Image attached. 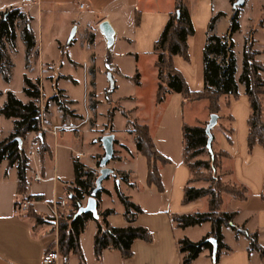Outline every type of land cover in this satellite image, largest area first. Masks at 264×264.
Instances as JSON below:
<instances>
[{"label":"crops","instance_id":"1","mask_svg":"<svg viewBox=\"0 0 264 264\" xmlns=\"http://www.w3.org/2000/svg\"><path fill=\"white\" fill-rule=\"evenodd\" d=\"M0 0V13L17 7L26 15L35 37V45L27 54L19 22L15 46L5 44V64L10 81L12 75L38 80L43 104L41 125L45 131L48 150L40 154L34 133L23 138L35 150L27 170V193L40 195L31 198V206L43 219L40 221L17 210L19 196L17 169L6 159L0 161V264H41L42 254L57 239V223L51 211L65 193L64 185L73 179V153L81 151L78 160L99 169L103 154L101 135L112 132L113 156L108 164L114 171H125L135 184L119 181L120 190L139 204L142 211L134 220L144 225L152 235L150 241L136 238L131 244L133 254L123 257L118 250L105 248L97 258L93 249L96 222L89 220L79 240L84 263L70 253L60 257L58 264H183L178 238L197 240L209 233L210 222L178 226L173 215L205 211L206 197L183 201V188L191 170L183 160L182 124H204L210 111L208 100H187L180 92H171L155 102L157 67L154 44L161 35L175 0ZM193 23L194 31L187 36L189 59L173 56V63L183 74L191 90L203 88V54L207 29L213 16L212 31L224 34L231 16L238 9L239 28L233 32L236 56L235 76L242 68V50L247 35H252L256 57L264 63V0H183ZM106 23L103 29L102 24ZM138 72V82L133 75ZM2 76V74H1ZM264 80V70L261 71ZM3 77V76H2ZM109 79L112 90L111 110L107 96L101 95L104 80ZM81 83V104L73 93ZM10 90V88H2ZM47 89L52 92L47 93ZM73 113L63 112L55 98L58 93ZM110 92V91H108ZM26 100L29 96L23 92ZM89 98L92 103H89ZM264 120V93L261 94ZM2 105V104H1ZM0 105V106H1ZM250 105L244 84L238 81V94L222 95L216 124L211 128L213 147L223 149L222 168L230 170L227 179L247 188L246 197L238 199L223 193L221 210L235 212L233 223L256 231L258 243L264 248V148L255 143L247 145ZM120 121L116 124V117ZM128 117L148 126L159 152L167 158L158 162L161 188L147 180V158L137 150ZM78 124L52 132L53 124ZM13 118L0 113V139L9 135ZM224 128H231L228 139ZM91 152L88 154V150ZM35 173L42 180L33 179ZM102 185L108 192L100 193L97 209H114L108 215L112 225L127 223L123 204L114 185ZM85 203V202H84ZM68 209V206L66 210ZM227 249L215 263L208 249L202 250L190 264H264V254L251 248L249 238L236 233L229 224L221 227ZM56 247V245H54Z\"/></svg>","mask_w":264,"mask_h":264},{"label":"trees","instance_id":"2","mask_svg":"<svg viewBox=\"0 0 264 264\" xmlns=\"http://www.w3.org/2000/svg\"><path fill=\"white\" fill-rule=\"evenodd\" d=\"M214 20L215 16L209 22L206 41L202 50L203 88L191 90L181 71L174 65L173 56L180 55L186 60L189 59L187 36L193 33L194 27L183 0H175L174 9L169 14L161 35L154 44L158 80L155 102H162L168 93L180 92L187 100L206 98L210 113H218L221 96H236L239 81L244 84L250 105L247 119L248 148L250 149L255 143H260L264 148V120L261 102V94L264 93V80L261 71L264 70V63L256 57L258 51L253 47L254 39L249 32L243 44L242 68L237 80L232 34L239 28L238 9L232 14L230 25L222 35L212 31ZM22 21V37L26 44L27 54H29L35 45V37L26 15L17 7L5 9L0 13V72L6 80L9 75L5 66L7 62L5 44L8 42L11 46H15V27ZM133 78L137 82L139 81L138 72L133 75ZM23 81V91L30 99L22 101L11 90H7L5 100L0 106L1 114L13 118L12 131L8 136L0 139V161L6 159L9 165L14 164L16 166L17 191L19 194L15 200L16 207H19L25 199L40 198V195L27 193V170L30 168L31 160L30 157L25 155L21 147V141L28 132H33L38 152L42 154L49 148L45 140V131L41 125V114L38 105L41 96L39 82L38 80L33 81L27 76H24ZM60 91L59 89L56 95L49 98H55L63 112L72 114L73 111L67 106L66 100L60 98ZM2 93L3 91L0 89V95ZM127 121L134 133L137 150L147 158L148 182L155 183L161 188L157 164L158 162H166L167 158L155 147L147 125L141 124L130 117ZM205 124H188L185 122L182 124L183 160L191 170V177L183 188V201L188 202L206 197L208 209L191 213H176L172 217L175 223L181 227L201 224L206 221L210 222L209 233L201 238L197 240L190 239L187 236L178 238V248L183 254V264H190L204 249L210 251L216 263L223 250L228 248L223 241L221 231L223 224H229L236 233L245 234L249 238L250 247L258 249L264 254V248L258 243L256 231L251 232L244 226L233 223L235 212L221 210L224 192L235 198L243 199L246 197L247 188L230 179H222V175L231 173L230 170L222 168V158L228 156V153L223 149L213 147V137L208 142ZM230 130L231 128H224L229 140H231ZM204 153L207 157H200ZM73 169V179L64 185L68 197V209L65 214L59 217L56 243L53 242L48 249L56 245L60 255L64 258H67L70 253H75L78 255L79 261L84 263L79 237L89 220L96 222L93 249L97 258L101 257L105 248L118 250L121 256L129 257L133 254L131 244L134 239L141 238L146 241L152 239L151 232L147 227L134 223L137 214L142 211L141 207L120 190L119 181L131 185L135 184L130 180L127 172L114 171L112 173L115 179L114 188L123 204V215L127 220L124 225H112L108 220V215L114 211L111 207L103 210L97 209V216H94L91 211H78L91 193L98 169L78 159H73ZM198 180H205L207 184L197 185L195 182ZM101 191L108 192L106 188L101 187L96 193L97 201ZM26 214L38 221L43 219L40 214L33 210L31 205L26 208Z\"/></svg>","mask_w":264,"mask_h":264},{"label":"water","instance_id":"3","mask_svg":"<svg viewBox=\"0 0 264 264\" xmlns=\"http://www.w3.org/2000/svg\"><path fill=\"white\" fill-rule=\"evenodd\" d=\"M106 23L102 24V28L109 31V29L105 28ZM218 115L217 113H210L209 119L205 124V130L208 133V142L211 141L213 135L211 132V128L216 124ZM113 139L114 134L112 132L105 133L101 135L100 140L103 146V154L99 159V169L98 174L94 180V186L91 190L90 195L87 197L85 203L79 207L78 211H91L94 216H97V199L96 193L102 187V181L107 178L114 170L108 165L109 160L113 156Z\"/></svg>","mask_w":264,"mask_h":264},{"label":"built area","instance_id":"4","mask_svg":"<svg viewBox=\"0 0 264 264\" xmlns=\"http://www.w3.org/2000/svg\"><path fill=\"white\" fill-rule=\"evenodd\" d=\"M78 1V6L80 8L84 7V1L83 0H77ZM39 109H40V114L42 115L43 111V104L40 101H38ZM78 124H66V123H59V124H53L49 128L52 132H55L58 129L61 128H66V127H76ZM21 147L28 157H33L35 154V150L33 148H30L27 146L26 142L24 140L21 141ZM83 154L81 151H74L73 153V158L74 159H79L80 156ZM42 175L40 173H35L33 176V179L36 181L42 180ZM32 200L31 199H25L22 201L21 205L17 207V210H25L30 204ZM68 206V197H61L58 201L55 202L54 208L51 211V217L55 223L58 222V219L61 215L65 214L66 208ZM61 255L57 249V247L49 248L44 251L41 257V264H58V261L60 259Z\"/></svg>","mask_w":264,"mask_h":264},{"label":"rangeland","instance_id":"5","mask_svg":"<svg viewBox=\"0 0 264 264\" xmlns=\"http://www.w3.org/2000/svg\"><path fill=\"white\" fill-rule=\"evenodd\" d=\"M102 84V87H101V95L103 96H107V99L109 100V103L108 105L111 107V110L113 109V107L115 106V102H113L111 99V94H112V90L110 89L111 87L109 86L110 83H109V79H106L101 82ZM23 86H24V81L17 75H12V78L10 81H5L3 79V77L1 76V72H0V89L3 90L2 88H10V90L15 94L16 97H18L19 99H23V100H26V97L24 95V91H23ZM110 87V88H109ZM7 90H5L6 92ZM110 91V92H108ZM5 92H3L1 95H0V105L3 103V101L5 100ZM49 92H52L51 90L47 89V93ZM73 93L75 94V96H78L79 98V102L78 104L80 105L81 104V100H80V97H81V83L78 85V86H75L74 87V91ZM89 103L91 104L92 103V99L89 98ZM133 119V118H132ZM120 121V117L117 116L116 119H115V122L116 124H118ZM88 154L91 152V148L87 151ZM200 157L202 158H205L207 157L206 153L200 155ZM112 163L111 160H109L108 164ZM222 179L226 180L227 179V175H222ZM109 183V179L108 177L105 178L103 181H102V185H107ZM197 185H200V184H207V181L205 180H198L195 182ZM105 191H102L101 194L104 195ZM62 197H66V194L62 195Z\"/></svg>","mask_w":264,"mask_h":264}]
</instances>
